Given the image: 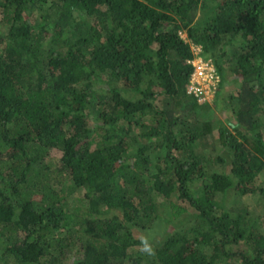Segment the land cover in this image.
<instances>
[{
  "label": "trees",
  "instance_id": "16d2710c",
  "mask_svg": "<svg viewBox=\"0 0 264 264\" xmlns=\"http://www.w3.org/2000/svg\"><path fill=\"white\" fill-rule=\"evenodd\" d=\"M263 169L264 0H0V264H264L225 204Z\"/></svg>",
  "mask_w": 264,
  "mask_h": 264
},
{
  "label": "rangeland",
  "instance_id": "374dc122",
  "mask_svg": "<svg viewBox=\"0 0 264 264\" xmlns=\"http://www.w3.org/2000/svg\"><path fill=\"white\" fill-rule=\"evenodd\" d=\"M181 36L185 38L186 37L185 32H181ZM234 47H236V45H234L233 48ZM233 48H231V46L229 44H227L224 47L225 55L223 57V62H225V63L223 65H224L225 69H230V67L234 66V62H226L227 60L231 59L232 53H233L232 52ZM232 90L233 89L231 87H229L228 93H231ZM233 103H234V105L236 104L235 100L233 101ZM221 106H223L222 109L220 111L219 110L215 111V114L226 125L229 123V121H232V119H233V115L231 113L230 102H228V104L225 102H222ZM89 117H90L91 121H93V119L94 120L96 119L93 111L90 112ZM210 148H211L210 146H207L205 149H200L198 147L197 150L200 153H205L206 155H208ZM59 155H60V152L53 151L50 153V155H48V158L56 159L57 157H59ZM199 185H200V182L199 183L198 182L192 183L190 185V188H194V187H197ZM249 187L253 188V192H245V194H240L239 192H237L236 194L234 193L233 195L229 196L226 203H225L226 208L231 214H234V215L236 214V211L238 208H242L244 211V213H243L244 216L242 215V217H244V219L246 221H249V222L252 221L254 223V228L264 235V191L262 192V189H264V169L256 175L255 179L249 184ZM220 197L221 196H219V194H218L216 199H220ZM187 213H190V210ZM165 215L167 217L170 216L168 212H166ZM174 221H176V220H174ZM196 221H197L196 219L190 218V220H189L190 224L186 225V226L179 227V230H182L184 232H187V230H188L190 233L191 232L190 227L193 226L194 223H196ZM153 226L156 229H158L159 231H164L166 224H164V222L161 219V220L154 222ZM142 233L148 234V236L152 235L151 231L148 232L145 229L142 230ZM65 243H67V241ZM71 246L75 247L76 245H71ZM140 248H141L140 246L136 245L132 249L136 250V249H140ZM67 251L69 253H71V251L69 249ZM0 255H1V250H0ZM67 263H68V261L66 259L64 264H67ZM221 264H225V263H221ZM226 264H240V263H237L234 261V259H231Z\"/></svg>",
  "mask_w": 264,
  "mask_h": 264
},
{
  "label": "built area",
  "instance_id": "2783aa9c",
  "mask_svg": "<svg viewBox=\"0 0 264 264\" xmlns=\"http://www.w3.org/2000/svg\"><path fill=\"white\" fill-rule=\"evenodd\" d=\"M201 52L199 45L193 47L194 57L190 61L193 70L186 86L187 93L197 97L198 102L211 101L220 80L212 60L205 58Z\"/></svg>",
  "mask_w": 264,
  "mask_h": 264
},
{
  "label": "clouds",
  "instance_id": "9594fccd",
  "mask_svg": "<svg viewBox=\"0 0 264 264\" xmlns=\"http://www.w3.org/2000/svg\"><path fill=\"white\" fill-rule=\"evenodd\" d=\"M184 32V31H183ZM186 34V33H185ZM180 36H181V32H180ZM187 36V35H186ZM182 37V36H181ZM183 39H185V40H188L186 37L184 38V37H182ZM195 45H197V44H192L191 42H190V47H191V51H192V54H193V47L195 46ZM200 46V45H199ZM201 47V46H200ZM201 50H202V47H201ZM201 54L203 55V52H201ZM204 56V55H203ZM193 57H194V54H193ZM193 57H192V59H193ZM205 57V56H204ZM205 58H210V57H205ZM211 60H212V58H210ZM191 61V60H190ZM212 62H213V60H212ZM191 64V63H190ZM213 64H214V66H215V68H216V70H217V67H216V65H215V63L213 62ZM192 65V64H191ZM192 68H193V66H192ZM193 70V69H192ZM217 72H218V70H217ZM191 73H192V71H191ZM219 73V72H218ZM191 75V74H190ZM220 76V75H219ZM189 78H190V76H189ZM188 82H189V80H188ZM188 82H187V84H188ZM187 84L185 85V89H186V86H187ZM186 93H187V91H186ZM188 94V93H187ZM189 95H191V94H189ZM194 96V95H193ZM214 96H215V94H214ZM214 96H213V98H212V100L210 101V103L211 102H213V100H214ZM197 98V97H196ZM198 101V100H197ZM198 103H202V102H198Z\"/></svg>",
  "mask_w": 264,
  "mask_h": 264
}]
</instances>
